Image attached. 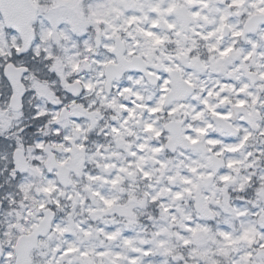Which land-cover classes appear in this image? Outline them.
Instances as JSON below:
<instances>
[{
  "label": "snow or ice",
  "instance_id": "obj_1",
  "mask_svg": "<svg viewBox=\"0 0 264 264\" xmlns=\"http://www.w3.org/2000/svg\"><path fill=\"white\" fill-rule=\"evenodd\" d=\"M0 264H264V0H0Z\"/></svg>",
  "mask_w": 264,
  "mask_h": 264
}]
</instances>
